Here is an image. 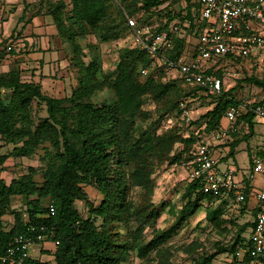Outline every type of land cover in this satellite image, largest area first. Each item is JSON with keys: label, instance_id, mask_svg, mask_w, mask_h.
Returning <instances> with one entry per match:
<instances>
[{"label": "trees", "instance_id": "1", "mask_svg": "<svg viewBox=\"0 0 264 264\" xmlns=\"http://www.w3.org/2000/svg\"><path fill=\"white\" fill-rule=\"evenodd\" d=\"M190 1L186 0V3ZM165 2L168 0H70L72 9L68 13L64 12L67 7L64 0L51 4L53 10L50 13L59 37L71 44L75 54L71 65L79 69L78 86L69 97H49L43 93L40 83L21 81L14 72L0 73V137L15 146L11 155H0V171L4 170L3 165L10 157H29L41 147L46 162L42 183L35 180L36 172L31 168L28 174L10 183L0 179V256L6 252L13 236L26 233L31 225H48L55 228L53 241L58 242L53 254L54 264H124L133 251L144 259L165 245L197 214L202 203L218 204L209 211L207 221L222 232L227 230L225 224L233 223L223 217L225 207L237 210L240 217L249 213V204L244 203L236 209L226 200L203 194L199 182L189 180L184 205L181 209L171 210L174 224L167 230L157 231L149 242L143 243L146 227L156 224L161 213L151 203L134 207L130 201L132 190L139 188L143 197L150 199L156 186L152 175L159 165L167 161L183 164L192 159L190 155L184 158L181 153L174 156L175 145L192 146L200 139L201 132L208 134L219 127L230 107L246 103L235 99V87L219 97L207 96L205 100H209L211 108L191 123L188 138H182L179 126L158 134L163 115L173 114L179 118L180 103H186L190 109L189 99L197 90H202L200 87L193 93L186 89L188 91L181 94L179 87L185 89L183 82L167 79L164 71L152 66L151 57L136 47L122 50L117 65L110 71L103 69L100 56H94L89 64L79 57L82 54L79 40L88 34H94L100 44L114 42L125 35L132 36L127 16L155 31L166 32L172 38V48L163 55L164 58L175 61L196 54V46L191 45L189 51L186 35L174 31L172 23L175 22L173 25L179 26L183 33L186 31L195 36L206 26V21L201 18V6L195 0L177 14L161 11L157 16L156 9ZM114 3L118 5V16L110 13ZM124 8L129 12L123 11ZM161 16L168 19L158 21ZM229 60L240 63L230 57ZM146 69L149 72L143 75L142 71ZM247 72L248 77L243 82L264 92V71ZM106 88L115 92L116 101L102 105L92 103L94 94ZM148 98L160 103L162 112L160 119L149 125L146 122L151 115L144 110ZM41 104L46 107L45 118L38 115L37 106ZM245 118L251 132L244 134L242 131L241 135L234 136L231 156L235 155V148L241 142L253 136L254 115L248 112ZM87 186L102 195L98 205L90 200L85 191ZM17 197L25 202L27 219L22 212L12 209ZM77 201L84 203L87 217L79 212ZM262 206L264 203L251 210L253 218ZM10 214H13L14 224L7 231L3 218ZM133 218L137 223L135 229L132 231L129 227L127 238L123 239L119 227L130 224ZM99 221L102 222L100 225ZM253 227V221L239 225L228 247L218 246L215 253L202 256L195 264H213L223 253L230 255V264L239 261L249 264V255L242 252L252 246L248 233L250 237ZM139 240L142 241L138 244ZM24 264L49 262L30 258Z\"/></svg>", "mask_w": 264, "mask_h": 264}, {"label": "rangeland", "instance_id": "2", "mask_svg": "<svg viewBox=\"0 0 264 264\" xmlns=\"http://www.w3.org/2000/svg\"><path fill=\"white\" fill-rule=\"evenodd\" d=\"M60 1L61 0H28V2H23V8L20 11V17L17 23L18 25L13 32L14 35L12 36V40L13 45H16L19 44L18 40L20 39L24 40L30 37L33 39L39 38L40 36L34 31L36 29L35 27L41 26L45 29H48L49 27L50 32H48L47 35L58 38L56 40L57 42H55L56 46L61 44L63 47L62 49H64L63 51L65 52L66 56L63 58V68L55 72H49L45 76L43 75L41 80L37 75H30L31 71H35L32 70L33 68L30 65H28L29 69L21 72L20 63H13L15 67H12V69L14 68L13 70L18 71L17 75L20 76L21 81H35L40 83L42 86V91L45 95L53 98L63 99L69 97L73 90L78 86L79 69L71 65V61L75 56L73 48L65 38L59 37V31L56 27L53 15L50 13V11L53 10L50 5H56ZM64 1L67 6L64 9V12L68 13L72 9L70 0ZM190 2L191 3H186V0H168V2H165L158 9H156L155 14L158 16L161 11L162 13L166 11L171 12V15L177 14L183 10L187 4H194L195 0H191ZM114 4V7L112 6L113 9L110 8V13L114 16H118V5L116 3ZM17 9L18 8L11 9V14H14ZM123 11L129 12L127 8H124ZM147 17H150V15ZM164 18L166 17L161 16L157 20H163ZM33 20H35V22H33ZM157 20H155L156 23H158ZM4 21L6 20L4 19L3 22ZM173 23L172 27H179L177 25H173ZM183 23L187 26L189 25V22L184 21ZM21 24H24V26H22L23 28L21 27ZM29 25L32 26L31 29L26 30L27 26ZM53 32L54 34H52ZM177 32L182 33V35H186L187 42L190 43V51L191 45L196 42L197 37L195 38L192 33L190 35L186 31L183 33L179 28ZM15 36L17 38H15ZM8 40L10 41V39ZM5 44V50L1 52L2 54L6 52L8 53L6 49L8 41L7 43L5 41ZM79 44L82 49V54H80L79 57L82 58L84 63L89 64L94 56H100L103 63V69L106 71H110L115 68L119 61V54L122 50L134 47L133 38L129 35H125L120 39L108 44H100L99 39L94 34H88L83 39L79 40ZM93 48L96 49L93 50ZM16 49H18V47H16ZM24 49L27 48L25 47ZM155 68H160L166 74L163 66ZM224 72L227 85L235 87V92L233 94L235 99L242 101H259L264 97V92L262 90L252 84L243 82V80L248 77L249 73L244 70L242 66L228 67ZM179 89L181 94L184 90L186 91V89L182 88L181 86ZM115 101V92L109 88L97 92L91 98V102L97 105H102L105 103L112 104ZM159 104L153 101L151 98L146 100L144 110L149 112L151 115L150 119L146 122L147 125L160 119L162 112L160 111ZM195 104L201 111H207L208 107L206 106L207 101H205V99L199 100ZM37 110L39 112L38 115L40 118H45L47 116L46 107L44 104L37 106ZM255 119H257L256 130L258 135L253 140H251L253 145H257L264 140V122L258 120L259 118L257 117H255ZM174 126L181 127L180 135L183 139L186 138L188 132L192 130L190 126H185L182 124L179 118L173 116V114H164L158 134H162ZM246 145L247 143H242L239 145L237 149V155L228 159L230 164H235L239 169L237 173L238 181H243L249 173L247 151L245 150ZM45 146H48V144ZM14 148L15 146L13 144L6 142L0 137V155H11ZM192 152L193 146H185L182 143H177L174 147L173 155L177 156L181 153L183 154L184 158H187L189 155L192 156ZM43 156L44 150L41 147L29 157H10L3 165L2 169L4 170L0 171V179H5L7 183H10L13 179H18L21 176L28 174L31 168L36 172L35 180L38 183H42V173L46 169V162L43 160ZM189 162L183 164L177 162L172 164L171 161H167L159 165L152 175L156 186L150 199H148V197H143L139 188H134L130 193V201L134 204V207H138L140 204L147 205L148 203H151L155 208H158L161 213L156 224L146 227L142 236L143 243L149 242L157 231L167 230L174 224L175 218L173 217L171 210L181 209L185 203L184 193L189 182ZM226 166L227 163L225 162L221 167L222 169H225ZM85 191L88 194L90 200L95 205H98L101 202L102 195L95 188L87 186L85 187ZM47 204L48 202L46 205ZM76 205L81 215L83 217H87L88 212L84 203L77 201ZM215 207H218L217 203H202L201 209L197 212V214L192 216L186 224L181 226L177 233L171 239H169L165 245L160 247L155 252H152L147 258L144 259L139 258L136 252L133 251L129 260L124 264H195L202 256L215 253L218 250V246L221 245L222 247H228L236 235L238 226L253 221V217L249 213H247L244 217H240L237 210L225 207L223 217L231 219L233 223L225 224V226H227V230L222 232L219 229L214 228L207 221V215L209 211ZM12 209L22 212L25 219H27L25 202L22 198L17 197L13 200ZM3 220L5 229L9 231L14 224L13 214L5 216ZM101 223L102 222L99 221L98 225ZM136 224V219L133 218L130 224L121 225L119 227V231L124 235L123 239L127 238V229L131 227V230L133 231ZM141 241L142 240H139L137 243L139 244ZM44 253L45 251H42V254ZM231 260L232 259L230 255L227 256V254L223 253L219 254L215 258L213 264H230L229 261ZM48 262L49 264H54L52 260Z\"/></svg>", "mask_w": 264, "mask_h": 264}, {"label": "built area", "instance_id": "3", "mask_svg": "<svg viewBox=\"0 0 264 264\" xmlns=\"http://www.w3.org/2000/svg\"><path fill=\"white\" fill-rule=\"evenodd\" d=\"M201 6V18L206 26L198 30L196 54L182 56L175 61L163 57L172 48V38L166 32H158L150 26L139 23L135 18L127 16L132 28L134 47L147 53L152 59L153 67H161L175 74L185 86H197L212 97L222 95L224 80L208 73L211 67L223 63H231L229 57L240 63L247 70L262 71L264 69V0H196ZM178 27H174L177 31ZM14 50L12 46L7 51ZM232 64V63H231ZM148 69L142 74L147 75ZM264 120V102L248 103L239 107H230L224 114L225 124L200 138L193 147L189 165V180L198 181L200 191L214 199L226 200L229 206L236 209L253 200L258 205L264 203V186L257 191L252 183L264 178V157H253L248 176L238 181V171L232 166L222 169L223 158L216 156L213 144H229L235 135H241L243 123L239 118L244 112ZM179 120L185 126L193 122L191 111L186 103L179 105ZM259 207V206H258ZM51 215H54L52 210ZM251 230V248L242 253L250 257L249 264H264V206L253 218ZM55 228L48 225L27 228L26 233L13 236L8 242L6 252L0 256V264H24L32 258V251L41 249L46 243L57 247L53 241Z\"/></svg>", "mask_w": 264, "mask_h": 264}, {"label": "crops", "instance_id": "4", "mask_svg": "<svg viewBox=\"0 0 264 264\" xmlns=\"http://www.w3.org/2000/svg\"><path fill=\"white\" fill-rule=\"evenodd\" d=\"M25 1L28 2V0H0V73L14 72L17 74L18 71L13 70L14 68L12 69V67H15L14 64L20 63L21 72L22 71L24 72L27 69H29L28 65H30L33 68L32 70H35V71H31L30 75L32 76L37 75L40 77V80H41L42 79L41 77L43 75L45 76L49 72H55L63 68V64H64L63 58H65L66 55H65V52L63 51L64 49H62L63 47L61 46V44L56 46L55 42H57L56 40L58 38L47 35L48 32H50L49 27L48 29L47 28L45 29L41 26L35 27L36 29L34 31L40 36L39 38L33 39L30 37L24 40L20 39L18 40L19 44L15 43L16 45H13V40H12V36L14 35L13 32L18 25L17 23L20 17L19 14L23 8L22 3ZM13 8H18V9L14 14H11V9ZM4 19L6 21L3 22ZM33 22H35V20H33ZM22 26H24V24H21V27ZM31 27H32L31 25L27 26L26 30L31 29ZM52 34H54V32ZM195 34H196L195 36L197 37L198 31ZM15 38L17 37L15 36ZM8 39H10V41ZM5 41L6 43L8 41L7 47L12 46L14 50L8 53L6 52L4 53L5 54L4 55L1 52L5 50L4 49V45H6ZM197 42H198V38H196V42L194 43V46L197 45ZM16 47H18V49H16ZM25 47L27 49H24ZM232 66L237 67L235 63L231 64V63L224 61L223 63H219L218 65L216 64L213 67H211V69L208 72L210 74L217 75L224 80V88H223L222 94L230 90L231 88H233L230 85H227L226 80H225V72H224L226 68L232 67ZM243 69L247 70L245 67ZM247 71H250V70H247ZM263 71L264 69L260 71L259 73H262ZM167 79L175 80V74L169 73V76L167 77ZM184 87L185 89H189V91L193 93V90H195L197 86H184ZM207 96L208 95L205 94L204 90H197V93L196 94L193 93V96L189 99V102L192 103L191 104L192 106L189 110L191 111L193 121L198 120L202 115L206 114L210 110L211 104H208L210 103L209 100L208 101L205 100L207 101V105H206L208 107L207 111H201L199 107H197V105L195 104L197 101L205 99ZM263 100H264V97L261 98V100L259 101L246 100L244 102H246L245 104H248V103L260 102ZM247 113L248 112L243 113V115L239 118V121L243 123L244 134H248L251 132L250 123L245 118ZM256 120L257 119H255V116H254V119L252 120L253 136L248 141H244L239 144L241 145L242 143H247L245 150L247 151V161H248L249 170L251 169V166H252L253 157L255 156L264 157V140L257 145H253L251 142V140H253L258 135L257 130H256V122H257ZM258 120L264 122V120L262 119H258ZM221 124H225L224 116L220 120V125ZM189 135H190V131L188 132L186 138H188ZM205 136H207V134L206 133L204 134L203 132H201L200 138L201 139L205 138ZM234 142L235 140L233 139L227 145L213 144L212 149L216 156L223 158V163L226 162L227 166H232L238 171L239 169L235 164H230L228 162L229 158H233L238 153L237 149L239 145L235 148V155L231 156L232 148H233L232 144ZM194 145L195 144H193L192 146L194 147ZM252 186L257 191L261 190V188L264 186V178L258 177L252 183ZM247 204H249V214L250 215L252 214L251 210L253 208L260 206L258 205V203H255L253 200H250ZM42 251H45V253L42 254ZM55 251H56V247H54L52 243H46L42 246L41 249H35L32 251V259L41 260L43 262H45L46 260L53 261L54 260L53 254ZM238 264H240V261L238 262Z\"/></svg>", "mask_w": 264, "mask_h": 264}]
</instances>
